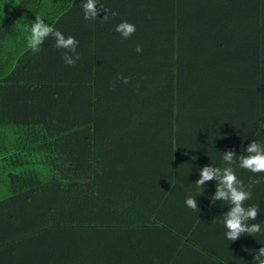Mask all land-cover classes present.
Instances as JSON below:
<instances>
[{
  "label": "trees",
  "instance_id": "16d2710c",
  "mask_svg": "<svg viewBox=\"0 0 264 264\" xmlns=\"http://www.w3.org/2000/svg\"><path fill=\"white\" fill-rule=\"evenodd\" d=\"M84 2L0 0V264H254L264 173L235 169L261 179V233L234 242L216 181L195 182L264 144V0H97L107 22ZM37 16L79 42L75 66L52 37L27 47Z\"/></svg>",
  "mask_w": 264,
  "mask_h": 264
},
{
  "label": "clouds",
  "instance_id": "9594fccd",
  "mask_svg": "<svg viewBox=\"0 0 264 264\" xmlns=\"http://www.w3.org/2000/svg\"><path fill=\"white\" fill-rule=\"evenodd\" d=\"M82 9L86 21L96 20L101 11L106 13L101 19L103 22L118 15L115 11L109 15V10L102 4H98L97 0H86L82 4ZM25 31L28 33L27 47L33 53H39L44 41L52 37L55 40V47L64 50L61 58L66 65L75 66L76 61L80 59V54L77 52L79 42L72 36L65 37L62 32L46 24L39 16L25 27ZM114 31L119 33L122 39H129L135 33L136 28L134 24L121 21L115 26ZM135 50L140 53L142 48L137 45ZM118 79L123 84L129 83L127 77H118ZM113 87H115V82H113ZM261 127L264 128V123L261 124ZM221 157L222 166H204L199 171V179L195 182V186L201 191L197 196L203 194L206 182L216 181L215 193L209 197V200L212 205L217 201L225 202L228 205L229 211L222 215L221 220L226 230L224 236L227 241L234 242L245 234L247 236L260 234V223H249V221H256L260 214L259 205L245 206V202L251 199L252 189L261 183V179L250 177L249 182L245 184L238 179L235 169L248 170L253 174L264 173V144L253 140L248 144L243 154L237 156L234 150H228L221 153ZM185 204L188 208L198 211L196 197L188 195ZM253 262L254 264H264V247H260L256 255L253 256Z\"/></svg>",
  "mask_w": 264,
  "mask_h": 264
},
{
  "label": "crops",
  "instance_id": "0c3cea01",
  "mask_svg": "<svg viewBox=\"0 0 264 264\" xmlns=\"http://www.w3.org/2000/svg\"><path fill=\"white\" fill-rule=\"evenodd\" d=\"M184 188H188V183L186 184V186L184 187ZM213 188V187H212ZM194 190V189H193ZM195 191H201V189H198V188H195ZM210 193H211V190H210ZM220 203V201H217V204L219 205V206H215V209H216V211H217V213L219 214V216H221V215H223V213H222V209H223V207L219 204ZM221 203H223V202H221ZM216 213V212H215ZM215 213H212V212H210V220H211V222H212V214L214 215ZM211 222H210V224H211ZM213 223V222H212Z\"/></svg>",
  "mask_w": 264,
  "mask_h": 264
},
{
  "label": "rangeland",
  "instance_id": "374dc122",
  "mask_svg": "<svg viewBox=\"0 0 264 264\" xmlns=\"http://www.w3.org/2000/svg\"><path fill=\"white\" fill-rule=\"evenodd\" d=\"M3 195L2 194H0V198L2 197ZM3 198V197H2Z\"/></svg>",
  "mask_w": 264,
  "mask_h": 264
}]
</instances>
